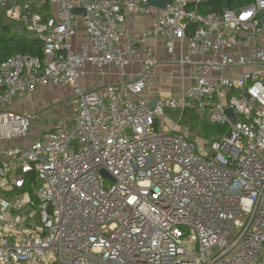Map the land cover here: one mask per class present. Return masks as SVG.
I'll return each mask as SVG.
<instances>
[{
    "label": "built area",
    "instance_id": "1",
    "mask_svg": "<svg viewBox=\"0 0 264 264\" xmlns=\"http://www.w3.org/2000/svg\"><path fill=\"white\" fill-rule=\"evenodd\" d=\"M149 1L0 0L43 43L0 63V142L26 140L37 119L11 110L16 98L52 86L78 101L0 153V264H264V0L206 15L201 0ZM47 2L50 17L37 11ZM135 13L156 14L154 35L178 44L181 94L154 108L159 60L123 29ZM88 66L120 79L86 89ZM167 111L223 131L165 130Z\"/></svg>",
    "mask_w": 264,
    "mask_h": 264
},
{
    "label": "crops",
    "instance_id": "2",
    "mask_svg": "<svg viewBox=\"0 0 264 264\" xmlns=\"http://www.w3.org/2000/svg\"><path fill=\"white\" fill-rule=\"evenodd\" d=\"M155 22L156 14L143 15L141 13H135L128 17L123 27L126 38L135 40L139 48L143 51L149 49L153 50L159 60L158 65L152 71V82L144 94L145 98L151 99L153 102L158 97L178 98L182 90L180 80L181 70L177 65L179 57L178 44H170L161 38L156 37L153 33ZM78 40H81V38H78ZM86 69L87 74L81 82L86 89L100 88L116 84L120 79L117 70L114 68H111L110 70L107 68L106 73H109L106 75H101L100 71L92 66H88ZM130 71L137 72L138 70L136 67H133ZM239 73L240 72L236 74ZM54 90H60L61 92L66 90V92H71L72 94V91L69 88H55L52 86L39 87L33 94L16 98L10 107L11 110L17 113L37 114V119L32 124H35L38 131L34 139L30 138L29 132L28 137L24 140L25 145L31 144L39 139L45 132L55 128L58 121L61 119L59 115H50L47 113V110L53 111L54 113H60L61 111L57 110L58 105H55L54 103L65 101L64 92H62V96L47 100V94ZM72 96L74 97L73 94ZM75 109L73 110L74 112ZM178 122L179 120L173 121L166 116L163 122L165 123L163 128L165 130L176 129L177 131H183L185 128L181 127V123L178 126ZM160 126L161 125L159 124L158 127ZM22 142L23 141L20 140L0 142V153L12 146L23 145Z\"/></svg>",
    "mask_w": 264,
    "mask_h": 264
},
{
    "label": "trees",
    "instance_id": "3",
    "mask_svg": "<svg viewBox=\"0 0 264 264\" xmlns=\"http://www.w3.org/2000/svg\"><path fill=\"white\" fill-rule=\"evenodd\" d=\"M252 2L253 0H201V3L198 5V12L203 15L222 13L225 10V6L228 9L236 10ZM37 11L43 14L44 17L51 16L48 2L47 5ZM18 25L9 20L6 12L0 9V63L16 54L42 56L43 43L26 32L19 36L17 30L21 25ZM220 132H222V129Z\"/></svg>",
    "mask_w": 264,
    "mask_h": 264
},
{
    "label": "rangeland",
    "instance_id": "4",
    "mask_svg": "<svg viewBox=\"0 0 264 264\" xmlns=\"http://www.w3.org/2000/svg\"><path fill=\"white\" fill-rule=\"evenodd\" d=\"M14 27L16 28V26ZM62 92H64L65 94V101L54 103L55 105H58L57 110L61 112L54 113L53 111L47 110V113L50 115H55V114L59 115L61 119L66 118V117L70 118L72 117V114L74 113L73 110L78 105V101L75 97L72 96L71 92H66V90ZM62 92L60 90H54L50 92L49 94H47V100H49L50 98H57L59 96H62ZM166 114L168 118L172 119L173 121H178L182 115L181 112H173V111H167ZM186 126L192 127L193 129L192 131L194 133L199 134L203 140L208 141V142L214 139V137H216L221 131L220 126L214 125L208 120L201 119L199 116H197L193 112H187L184 117V120L181 121V127L185 128ZM37 131H38V128L35 126V124H32L31 130H30L31 139L35 138ZM22 144L25 145V141H23Z\"/></svg>",
    "mask_w": 264,
    "mask_h": 264
},
{
    "label": "water",
    "instance_id": "5",
    "mask_svg": "<svg viewBox=\"0 0 264 264\" xmlns=\"http://www.w3.org/2000/svg\"><path fill=\"white\" fill-rule=\"evenodd\" d=\"M149 5L151 7H154V8L164 9L168 5V0H150ZM225 9H228V7L225 6ZM75 14L76 15H80V14L85 15L86 12L84 9H76ZM262 17L264 18V13L262 14ZM263 22H264V20H263ZM17 34L19 36H21L23 34V28L22 27L18 28ZM151 107H153V108L155 107V101L152 102ZM227 114L229 115V117H231L233 120H235L234 112L232 109H229L227 111ZM190 139L193 140L194 136H191ZM102 174L104 175L105 178L112 179V177L107 172L103 171Z\"/></svg>",
    "mask_w": 264,
    "mask_h": 264
}]
</instances>
